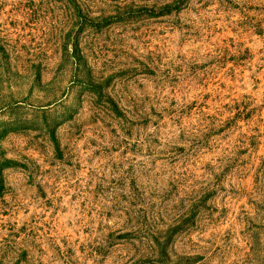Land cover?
Instances as JSON below:
<instances>
[{
  "label": "rangeland",
  "instance_id": "374dc122",
  "mask_svg": "<svg viewBox=\"0 0 264 264\" xmlns=\"http://www.w3.org/2000/svg\"><path fill=\"white\" fill-rule=\"evenodd\" d=\"M0 264H264V0H0Z\"/></svg>",
  "mask_w": 264,
  "mask_h": 264
}]
</instances>
